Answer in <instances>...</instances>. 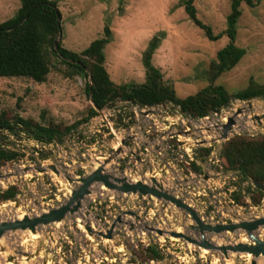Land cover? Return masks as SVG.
Instances as JSON below:
<instances>
[{"label": "rangeland", "instance_id": "obj_1", "mask_svg": "<svg viewBox=\"0 0 264 264\" xmlns=\"http://www.w3.org/2000/svg\"><path fill=\"white\" fill-rule=\"evenodd\" d=\"M54 1L61 16L58 39L71 51L79 53L102 35L106 25L109 26L111 36L104 47V67L110 79L117 84L144 81L142 57L151 39L157 36L160 40L152 53L151 62L160 69L164 82L173 86L176 96L183 98L208 85L209 64L216 52L228 42L226 35L216 40L208 39L189 18L182 0ZM193 4L197 17L208 24L214 34L225 29L229 0H193ZM19 6V0H0V22L12 17ZM241 11L235 44L244 47L246 52L235 66L215 80L229 93L244 88L250 79L264 83V0H259L255 6L242 3ZM87 83L89 76L69 75L67 66L56 58L52 59V67L43 82L25 77H0V113L9 118L10 123L16 115L33 123H56L61 126L79 123L62 140L55 141L56 145L48 150L51 154L45 159L32 151L37 140L28 137L25 132L1 130L0 145L18 150L23 155L0 167V190L10 185L18 188L14 200H0V220L15 219L21 212L34 215L67 199L71 186L65 179L56 177L51 171L37 172L33 167L54 164L65 175L82 176L92 170L91 164L98 161V156H107L115 148L113 136L106 133L103 122L95 121L94 117L87 122L82 121L92 104L86 93ZM113 105L121 112L131 109L122 100ZM240 105L246 103L231 99L223 107L224 110L221 108L216 115L209 114L204 125L198 123L196 128L191 127L196 138L199 141L208 140L212 136L208 126L222 123L220 114L229 115ZM159 110H154V117L163 132L167 124L160 123ZM251 111H264V98H254ZM110 113L114 115L111 110ZM242 116L246 118V115ZM139 118L138 126L148 124L141 116ZM101 123L103 126H100ZM113 123L117 133L123 132L121 124ZM149 124L152 125V120ZM152 133L153 136L161 134L159 131ZM262 133L264 121L260 125L250 122L232 131L228 139L235 135L256 136ZM139 134L142 137L138 141L140 148L129 142L124 159L117 158L111 163L106 168L108 173L146 183H150V176L162 179L164 188L191 205L206 223L250 219L264 212V195L257 205L250 203L249 194L244 195L247 205H238L230 197L231 191L236 189L234 181L238 180L237 173L222 168L219 157L222 145L228 139L207 141L197 146L192 160L182 149L179 152L182 157L175 158V153L169 151V159H157L151 156V150L148 156L144 155L141 142L148 137L142 130ZM190 141L187 140V143ZM171 142L175 145L176 140ZM208 146L212 149L210 154L207 157L198 156L197 149ZM132 148L135 149L133 155L128 153ZM149 158L154 160L153 165ZM191 161L200 167V171L193 169ZM24 167L29 168L26 173L22 171ZM247 185L249 180L241 182L243 189ZM102 188L101 183L92 184L91 193L84 198L80 215L92 228L105 231L123 211H132L139 218L123 214L122 221L115 224L112 237L108 239L87 235L78 225L75 215L65 216L60 223L40 226L37 237L6 233L0 241L6 247L5 252H0V264H135L131 262L133 251L153 242L160 244L165 258L145 264H249L246 255H230L229 259H225L221 253L217 256L210 252L205 254L183 239L160 236L145 229V226H150L186 231V225L193 222L190 215L168 201ZM84 211L89 214L85 215ZM188 233L193 235L191 231ZM239 236V231L206 233L208 239L216 237L221 242L245 239ZM215 242L219 241L215 239ZM257 263L264 264V256H260Z\"/></svg>", "mask_w": 264, "mask_h": 264}, {"label": "trees", "instance_id": "obj_2", "mask_svg": "<svg viewBox=\"0 0 264 264\" xmlns=\"http://www.w3.org/2000/svg\"><path fill=\"white\" fill-rule=\"evenodd\" d=\"M258 1L229 0L230 10L226 16V27L222 32L214 34L212 28L197 17L193 0H182L185 12L208 39L216 40L222 35L228 38V42L216 52L214 60L209 64L206 77L208 85L183 98L176 96L173 86L164 82L160 69L151 62L152 53L160 37L154 36L143 54L144 81L141 83L117 84L110 79L104 67V47L111 36L107 25L102 35L93 39L79 53L62 46L59 39L55 48L54 39L61 32V26L57 20L60 12L54 0H19L20 6L16 13L0 22V77H25L35 82H43L52 67V59L56 58L67 66L69 75L82 74L84 77H90V83L86 84V93L93 104L82 121L87 122L94 117L97 114L95 108L104 109L120 100H129L139 106H152L161 101H169L191 117L208 116L220 110L231 99L264 97V83H256L251 79L244 88L232 93L215 82L220 74L235 66L246 52L244 47L235 44L237 22L242 13L241 4L255 6ZM12 120L10 123L9 118L0 113L1 127L9 126L15 133L23 131L28 137L46 142L62 140L79 124L61 126L56 123H33L17 115ZM115 120L123 125L122 113H117ZM211 150V146L200 147L196 152L198 156L207 157ZM22 155L18 150L0 145V167ZM219 157L222 168L237 173L238 180L234 181L236 189L231 191V199L238 205H247L244 195L249 194L250 203L259 204L264 191L251 181L264 184V133L256 136L235 135L229 138L223 143ZM191 166L200 171L194 161H191ZM246 180H249V185L243 189L241 182ZM17 193V186L10 185L0 190V200L14 198ZM164 258L165 251L158 243L153 242L144 247L141 245L138 250L133 251L131 262L145 264L151 260L162 261Z\"/></svg>", "mask_w": 264, "mask_h": 264}, {"label": "water", "instance_id": "obj_3", "mask_svg": "<svg viewBox=\"0 0 264 264\" xmlns=\"http://www.w3.org/2000/svg\"><path fill=\"white\" fill-rule=\"evenodd\" d=\"M57 20H58V25H60L59 14ZM60 33L61 32H59L57 37L54 39L55 48H57V40L60 36ZM78 64L81 63L78 62ZM89 83H90V77H89ZM254 98L263 99L264 97H254ZM254 98H248L244 100L237 99L240 101H244L246 105L236 106L234 108V111L229 115L220 114L219 116L220 120H222L223 118H226V120L224 122L222 121V123L220 124H216L214 126L208 127L209 129L208 131L210 135H212V133H214L215 131V126L219 125L221 127L219 136L217 138L215 137L212 138L211 136L208 137V140H200V141L196 138V134L193 131L194 129L191 127L196 128L195 125L198 123L204 124L205 121H208L207 117L194 118L191 117L189 114L184 113L180 107H177L182 114L188 116L190 120L193 119L195 121L193 123L194 125L192 126H190L187 123L188 126L187 130H181L175 128L176 135L191 140L189 143L183 144L182 147L196 148L197 146L204 144L207 141L212 142V141L228 139V136L231 135L232 131L239 130L233 128V125L235 124V116L239 113H243L244 116L246 115V118L248 117L247 123L251 122L253 125L262 124L264 121V111H261L259 113L251 111L253 107ZM165 104L170 105L173 103L169 101H161L152 106L146 107L145 108L146 111L144 112L143 115H148L150 113L155 114L154 110L159 108V105H165ZM223 107L222 109L224 110ZM95 109L97 111V114L96 116H94V120L102 119L105 122L104 124L106 126L108 134H111L113 136L114 139L113 147L115 148H113L112 152L107 156L105 155L100 156L102 157L101 161L98 160L97 162L92 163L91 164L92 170L82 176L77 175L76 177H73L71 175H65L54 164H47L46 167L44 166L33 167V169L36 170L37 172L51 171L56 177L65 179L68 182V184L71 186V189L68 190L69 193L67 191L69 195L64 202L60 203L58 206L54 208L47 209L45 211H42L34 215L24 214L21 218L16 217L15 219L12 220H5V219L0 220V241L3 238L4 234L6 233H17V234L22 233L24 235H29V236H31V234H35L36 236L34 237H37L38 228L40 226H47L51 223H60L67 215H71V216L75 215L78 225L81 227L83 231H85L87 235L89 236L98 235L106 239L111 238L115 224L117 222L122 221L121 218L123 214L133 215L135 219H138L139 215L134 214L132 211H123L122 214L117 215V217L111 222V224L107 229H105V231H98L92 228L87 221H84L83 216H81L80 214L83 209L85 196L91 193L90 187L92 186V184L101 183V186H104L107 189L116 190L122 193H132V194L138 193L141 196H152L156 198L157 201L161 199L168 201L169 203L173 204L175 207L186 211L190 215L193 221L186 225V229H185L186 231L182 230L181 228H180L181 230L179 231L176 230L177 228L162 229L159 227H150V226H145V229L154 231L156 234L160 236H168L172 238L183 239L187 243L194 245L200 250L206 249V253L210 252L215 256H217L218 253H221L225 259H229L230 255H237V254L246 255L248 256L249 264H258L257 263L258 258L260 256H264V212L250 219H243L228 223H214V224L206 223L201 220V218L196 213V211L191 207V205L185 203L180 198L170 194L164 188L162 179L158 180V178L154 176H150L149 177L150 183L142 182L138 179H136V181L133 182L125 175L116 176L108 173L107 169L111 163L115 162L117 158L124 159V157L126 156V152L128 151V147H130L129 142H132V144H135L137 148H140L138 143L140 142L142 137L140 136L139 131L141 130L144 131L145 126H142L141 128L140 126H138V123H134L126 132L123 131L121 133L119 132L117 133L113 128L114 125L111 119L105 116L103 112L104 110L97 108ZM215 113L216 114L219 113V110L216 111ZM9 128H10L9 126L6 127L0 126V132L2 129L8 130ZM18 128H22V127H18ZM142 144L145 145L146 142L143 140L141 142V145ZM33 149L37 151L38 155L44 159L51 154V152L49 151H40L37 150L36 148ZM134 152L135 149L132 148L129 150L128 153L133 155ZM106 166L107 169L105 168ZM28 170H29L28 167H24L22 169L24 173H26ZM148 172L149 169L147 170L146 174ZM0 178L2 179V176H0ZM76 183H78L77 186ZM251 183H253L257 188L264 191V184L256 181H251ZM14 198L8 200H14ZM84 213L85 215L89 214L88 211H84ZM188 231H191L193 235H190ZM236 231H239L240 232L239 237H245L246 241H240L238 238L237 241L234 242H221L220 239L216 237L210 239L206 237V233L219 234L221 232L234 233ZM215 239L219 241V243H216ZM5 251H6V247L0 244V252L3 253Z\"/></svg>", "mask_w": 264, "mask_h": 264}, {"label": "built area", "instance_id": "obj_4", "mask_svg": "<svg viewBox=\"0 0 264 264\" xmlns=\"http://www.w3.org/2000/svg\"><path fill=\"white\" fill-rule=\"evenodd\" d=\"M123 104H128V107H131V109H127L125 112L124 110L121 112L120 108H116V105L105 107L103 110L106 117L110 118L111 116H114V118H110L112 123L114 122V119L117 115V113H122V119H123V125H121L123 128L122 130L126 132L134 123H137L139 121V116L143 118L145 123H148L144 128V133L148 137L147 140H144L146 142L145 145H143V149L145 151L146 156H148V152H152L151 156L156 157L157 159H169L168 152L173 154L175 153L176 157H182V155L179 153L180 150H184L185 154L191 159V156H193L194 151L191 147L183 148V144L187 143L188 139L182 138L178 135H176L175 128L181 129V130H187L188 126L187 123L192 126L195 122L193 119L190 120L188 116L182 114L177 107L178 105H159V116H161V122L160 123H166L167 129L165 131H161V127L156 122V118L154 117L155 114H148L143 115L146 111L145 108L149 106H139L138 104H135L129 100H122ZM111 107V108H110ZM110 110L114 113L111 114ZM216 111H214L212 114H215ZM218 114V113H217ZM96 116V115H95ZM207 117V116H204ZM93 118V117H92ZM99 121L105 123L102 119H98ZM150 120H152V125H150ZM97 121V120H95ZM117 123V122H116ZM102 124V123H101ZM114 124V123H113ZM100 126H103L100 125ZM142 128V127H141ZM107 130V129H106ZM153 131H159L161 134L153 136ZM108 134V132H106ZM172 140H176L175 145L171 142ZM172 143V144H171ZM53 143H46L43 141H39L35 143V147L38 150L41 151H47L51 150ZM56 145V143H55ZM150 156V157H151ZM153 159L149 158V162L151 165H153ZM153 170V168H152ZM160 246V244H159Z\"/></svg>", "mask_w": 264, "mask_h": 264}, {"label": "bare ground", "instance_id": "obj_5", "mask_svg": "<svg viewBox=\"0 0 264 264\" xmlns=\"http://www.w3.org/2000/svg\"><path fill=\"white\" fill-rule=\"evenodd\" d=\"M243 115V113H239V114H237L236 116H235V124L233 125V128L234 129H240L241 127H243L244 125H246L247 123H246V120L248 119V117L247 118H245V117H243L242 116ZM226 119L225 118H223L222 119V121L224 122ZM221 121V122H222ZM205 124V123H204ZM203 124V125H204ZM209 125H210V123H209ZM208 126V125H207ZM209 127V126H208ZM220 131H221V127L219 126V125H217V126H215V131H214V133H212V138L213 137H215V138H217L218 136H219V133H220ZM210 137V136H209ZM101 159H102V157H98V160L99 161H101ZM105 168H107V166L105 167ZM131 181H136V179H130ZM101 188H102V186H101ZM103 189V188H102ZM68 193H69V191H68ZM24 214H22V212H21V214L19 213V215H18V217L17 218H21L22 216H23ZM176 230H179L180 231V229L179 228H177ZM31 235H35V234H31ZM240 241H246V238L244 239V238H240L239 239ZM216 243H219V242H216ZM203 253H205L206 252V249H202L201 250ZM10 264V263H9Z\"/></svg>", "mask_w": 264, "mask_h": 264}, {"label": "flooded vegetation", "instance_id": "obj_6", "mask_svg": "<svg viewBox=\"0 0 264 264\" xmlns=\"http://www.w3.org/2000/svg\"><path fill=\"white\" fill-rule=\"evenodd\" d=\"M114 122L116 123V120L114 119ZM40 140H37V142H39ZM43 142H46V141H43ZM52 143H53V145H55V143L56 142H54V141H51ZM46 143H50V142H46ZM52 145V146H53ZM33 148H36V147H33ZM32 148V151L35 153V154H38V152L37 151H35L34 149ZM37 149V148H36ZM38 150V149H37ZM41 151V150H40ZM48 151V150H47Z\"/></svg>", "mask_w": 264, "mask_h": 264}, {"label": "crops", "instance_id": "obj_7", "mask_svg": "<svg viewBox=\"0 0 264 264\" xmlns=\"http://www.w3.org/2000/svg\"><path fill=\"white\" fill-rule=\"evenodd\" d=\"M78 137H80V135H78ZM55 142V141H54Z\"/></svg>", "mask_w": 264, "mask_h": 264}]
</instances>
